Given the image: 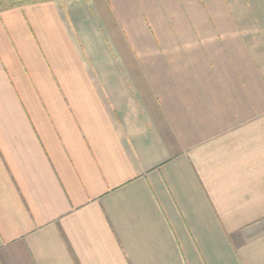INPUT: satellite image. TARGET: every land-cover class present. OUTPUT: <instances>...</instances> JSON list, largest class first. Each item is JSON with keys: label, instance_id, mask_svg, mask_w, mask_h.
<instances>
[{"label": "crops", "instance_id": "crops-1", "mask_svg": "<svg viewBox=\"0 0 264 264\" xmlns=\"http://www.w3.org/2000/svg\"><path fill=\"white\" fill-rule=\"evenodd\" d=\"M0 264H264L248 0L0 3Z\"/></svg>", "mask_w": 264, "mask_h": 264}, {"label": "rangeland", "instance_id": "rangeland-1", "mask_svg": "<svg viewBox=\"0 0 264 264\" xmlns=\"http://www.w3.org/2000/svg\"><path fill=\"white\" fill-rule=\"evenodd\" d=\"M12 0H0V3ZM15 1V0H14ZM255 14L256 20L260 23L264 33V0H248Z\"/></svg>", "mask_w": 264, "mask_h": 264}]
</instances>
